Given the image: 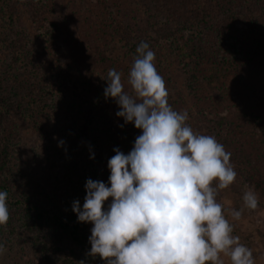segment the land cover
<instances>
[{"label": "trees", "instance_id": "16d2710c", "mask_svg": "<svg viewBox=\"0 0 264 264\" xmlns=\"http://www.w3.org/2000/svg\"><path fill=\"white\" fill-rule=\"evenodd\" d=\"M1 1L8 5L10 21L15 22L19 7H26L29 19L50 36L45 44L55 64L56 82L53 84L57 86L67 82L74 86L77 82L74 76L85 70L89 72L92 47L98 43L111 46V38L115 37L120 47L134 57L141 41L147 42L150 49L169 47L185 69L188 90L205 100L199 108L210 118L206 132L215 133L217 141L231 152L230 162L235 170L238 168L241 172L242 169L256 180H264V174L259 172L261 165L264 167V141L257 137V134L264 136L258 130L264 129V62L261 64L264 61V0H89L93 7L92 18L86 20V25L81 24L87 29L86 35L81 32L80 39L75 38L74 44L70 42L75 50L74 58V51L71 55L64 52L63 31L52 20L53 13H49L46 1ZM20 40H14V46L27 39ZM252 61L257 67L253 72ZM6 70L4 74L14 73L11 65ZM9 81L7 75L0 76V191L8 193L7 206L21 212L18 223L31 228L50 222L53 232L74 243L79 261L93 263L100 258L87 255L91 248L87 225L78 222L72 206L55 207L49 212L32 205L28 197L17 198L12 193L13 182L7 174L11 169L15 119L27 111L28 114L30 105H46L51 99L49 85L41 79H33L31 74L22 76L20 83H16L18 88L8 85ZM93 101L95 104L89 103L85 108H72L76 125L73 141L79 147L84 146L85 159H72L67 163L66 180L67 186L76 191L81 207L86 181L100 180L107 184L110 175L107 163L115 154L114 149L127 154L141 134L116 115L118 105L106 98L104 92H97ZM169 104L172 107V103ZM209 108L211 110L207 111ZM80 114L90 116L91 122L98 115L101 128L81 129V121L75 118ZM188 114L191 121L192 115ZM254 155L261 158L251 162ZM92 156L94 158H90ZM257 173L261 175L256 178ZM260 183L264 188V182H257ZM3 233L0 226L1 238Z\"/></svg>", "mask_w": 264, "mask_h": 264}, {"label": "clouds", "instance_id": "9594fccd", "mask_svg": "<svg viewBox=\"0 0 264 264\" xmlns=\"http://www.w3.org/2000/svg\"><path fill=\"white\" fill-rule=\"evenodd\" d=\"M136 53L127 79L132 93L125 91L121 73L110 69L104 95L141 134L127 154L114 149L108 183L88 179L82 207L78 200L72 204L78 222L93 225L87 255L106 264H224V254L231 264H254L217 202L218 190L236 180L231 152L214 136L195 133L187 111L170 106L149 44L141 41ZM7 199L0 191V226L9 220ZM243 202L255 210L257 193L248 188ZM242 212L234 209L232 218L240 220Z\"/></svg>", "mask_w": 264, "mask_h": 264}, {"label": "rangeland", "instance_id": "374dc122", "mask_svg": "<svg viewBox=\"0 0 264 264\" xmlns=\"http://www.w3.org/2000/svg\"><path fill=\"white\" fill-rule=\"evenodd\" d=\"M44 1L48 5L49 13H53L52 20L59 25V30L63 31L64 52L71 55L74 51L72 53L74 58L75 50H72L70 42L74 44L75 38L80 39L83 33L86 35L87 29L81 24L86 25V20L92 18L93 7L90 1ZM7 7L8 5L1 1L0 76L7 75L10 79L8 85L18 88L19 84L16 83H20L22 76L31 74L33 79L38 81L41 79L49 85L51 99L46 105H30L28 114L27 111L15 119L16 130L11 142V169L7 177L12 179V193L17 198L28 197L32 205L49 212L55 207L66 209L77 201L76 191L67 186V163L72 159L81 161L85 159L84 146L79 143L81 145L79 147L76 141H73L76 125L73 122L75 119H72V108L79 110L87 107L89 103L95 104L93 101L95 94L104 92L107 86L104 79L107 78L110 69L121 73L125 91L131 94L132 89L127 79L135 57L120 47L115 37L111 38L112 41L109 42L111 46L98 43L92 47L88 58V65L91 66L88 68L89 72L85 70L74 76L75 80L77 79L74 86L68 82L66 85H54L55 64L45 44L50 36L44 32V29L39 30L31 18L29 19L26 7H19L16 10L18 17H15V22L10 21ZM50 31L53 32L51 35L53 36V26ZM24 38L27 39L24 41L26 44L21 42L14 46V40L21 41L20 39ZM151 50L155 53L154 63L165 81L169 92L168 102L172 103V108L178 112L186 110L192 115V120L188 119L186 123L195 133L214 136L215 133L206 132L207 121L210 118L199 108L205 100L188 90L185 69L176 53L166 46L152 47ZM263 62L261 61V64ZM251 63L250 68L253 72L257 67L255 61ZM9 65L13 67L14 73L4 74ZM13 90L15 92V89ZM70 98L72 101L68 100ZM210 110L211 108L207 111ZM75 118L81 121L83 130L91 131L93 127L94 131L101 128L98 115L94 117V122H91L90 116L85 114ZM0 120L2 121L1 112ZM258 130L264 134V129ZM257 137L264 141L263 135L257 134ZM60 141L64 142L63 146H58ZM254 156L251 162L261 158L258 155L255 158ZM260 168L259 172L264 174V167L261 165ZM235 171L236 180L228 188L218 190L217 202L222 204L223 214L234 228L233 235L238 236L240 243L251 249L254 264H264V188L263 184H257L264 180H256L249 172L242 169L241 172L238 168ZM261 174L257 173L255 177ZM248 188H252L258 195V207L255 210L244 206L243 195ZM110 202L111 198L106 201L105 207ZM8 209L9 220L6 225H2L4 233L3 237H0V243L5 246V251L0 254V264H79L78 250L74 243L66 236H59L58 232H53L50 222L27 228L17 222L21 219V212L9 206ZM234 209H243L240 220L232 218L231 213ZM86 225L89 241L93 225L90 223ZM12 231L15 233L12 234ZM221 259L224 264H231L228 256L221 254ZM90 264H106V262L99 259Z\"/></svg>", "mask_w": 264, "mask_h": 264}]
</instances>
